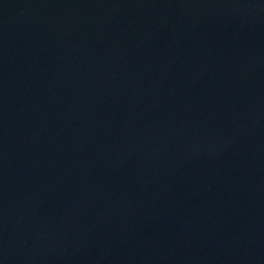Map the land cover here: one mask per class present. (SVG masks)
<instances>
[{"label": "water", "instance_id": "95a60500", "mask_svg": "<svg viewBox=\"0 0 264 264\" xmlns=\"http://www.w3.org/2000/svg\"><path fill=\"white\" fill-rule=\"evenodd\" d=\"M0 264H264V0H0Z\"/></svg>", "mask_w": 264, "mask_h": 264}]
</instances>
